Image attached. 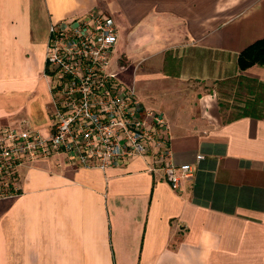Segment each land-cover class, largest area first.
Wrapping results in <instances>:
<instances>
[{"label":"crops","instance_id":"1","mask_svg":"<svg viewBox=\"0 0 264 264\" xmlns=\"http://www.w3.org/2000/svg\"><path fill=\"white\" fill-rule=\"evenodd\" d=\"M89 10L112 17L116 68L193 170L172 188L149 156L21 165L0 264H264V63H236L264 37V0H0V126L47 133V26Z\"/></svg>","mask_w":264,"mask_h":264},{"label":"built area","instance_id":"2","mask_svg":"<svg viewBox=\"0 0 264 264\" xmlns=\"http://www.w3.org/2000/svg\"><path fill=\"white\" fill-rule=\"evenodd\" d=\"M115 40L112 17L95 10L49 22L44 60L51 69V122L46 134L0 126V199L19 193L21 165L56 153L66 163L102 169L149 156L147 168L159 166L172 188L190 176L192 164L172 158L164 117L142 105L131 84L115 81L108 68Z\"/></svg>","mask_w":264,"mask_h":264},{"label":"trees","instance_id":"3","mask_svg":"<svg viewBox=\"0 0 264 264\" xmlns=\"http://www.w3.org/2000/svg\"><path fill=\"white\" fill-rule=\"evenodd\" d=\"M236 63L239 68H245L253 63H264V37L243 47L237 54Z\"/></svg>","mask_w":264,"mask_h":264},{"label":"rangeland","instance_id":"4","mask_svg":"<svg viewBox=\"0 0 264 264\" xmlns=\"http://www.w3.org/2000/svg\"><path fill=\"white\" fill-rule=\"evenodd\" d=\"M108 68L110 71L115 73V81L120 84H128V82L133 78V75L131 76V72L129 70H118L116 68L115 57L113 54L109 57ZM137 72H142V70H137Z\"/></svg>","mask_w":264,"mask_h":264}]
</instances>
